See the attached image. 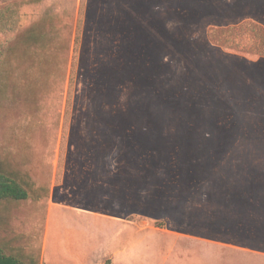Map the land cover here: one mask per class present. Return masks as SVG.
Here are the masks:
<instances>
[{"label":"rangeland","instance_id":"rangeland-1","mask_svg":"<svg viewBox=\"0 0 264 264\" xmlns=\"http://www.w3.org/2000/svg\"><path fill=\"white\" fill-rule=\"evenodd\" d=\"M0 162L22 259L263 254L264 0H0Z\"/></svg>","mask_w":264,"mask_h":264},{"label":"crops","instance_id":"crops-1","mask_svg":"<svg viewBox=\"0 0 264 264\" xmlns=\"http://www.w3.org/2000/svg\"><path fill=\"white\" fill-rule=\"evenodd\" d=\"M203 244L204 243H200V245L198 247L195 246V248L187 247L183 254L184 264H238L239 259H237V257H239L240 254H242L241 256L244 260H255L259 263L264 261V253L253 254L247 248H236L234 246L227 248L218 246L207 247ZM206 252L207 256L208 253L211 255L210 258L205 256ZM234 258L237 260H234ZM235 261H237V263Z\"/></svg>","mask_w":264,"mask_h":264},{"label":"trees","instance_id":"trees-1","mask_svg":"<svg viewBox=\"0 0 264 264\" xmlns=\"http://www.w3.org/2000/svg\"><path fill=\"white\" fill-rule=\"evenodd\" d=\"M27 198L26 190L11 176L0 162V202L22 201ZM0 264H42L38 258L28 257L25 259L11 253L5 252L0 247Z\"/></svg>","mask_w":264,"mask_h":264}]
</instances>
